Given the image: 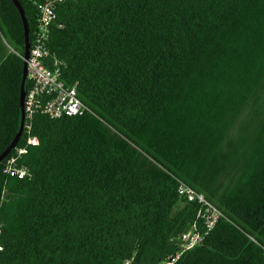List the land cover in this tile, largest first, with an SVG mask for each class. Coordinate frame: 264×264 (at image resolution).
<instances>
[{
	"label": "trees",
	"instance_id": "trees-1",
	"mask_svg": "<svg viewBox=\"0 0 264 264\" xmlns=\"http://www.w3.org/2000/svg\"><path fill=\"white\" fill-rule=\"evenodd\" d=\"M17 1L32 39L42 0ZM54 12L49 57L87 111L32 117L27 177L3 173L14 150L0 161V264H159L198 222L181 183L221 216L178 264H264V0ZM23 47L19 13L0 0V154L20 127Z\"/></svg>",
	"mask_w": 264,
	"mask_h": 264
},
{
	"label": "built area",
	"instance_id": "built-area-1",
	"mask_svg": "<svg viewBox=\"0 0 264 264\" xmlns=\"http://www.w3.org/2000/svg\"><path fill=\"white\" fill-rule=\"evenodd\" d=\"M69 0H42L38 4L37 26L32 33L27 58L20 56L26 63L28 89L24 96V123L23 131L26 132L25 146L14 148V153L8 157L3 167V173L10 177L23 179L28 176L27 169L19 165V160L27 151V147L35 146L37 140L30 137V121L36 113L47 116L50 119H58L63 116H80L87 108L77 98L74 86H67L60 78L61 63L56 59H50L47 49L50 27L55 20L56 6ZM178 193L188 202H195L199 206L197 219L189 231L177 238L178 250L159 264H178L181 256L194 247L201 244L209 233L217 219L221 216L218 209L209 203L203 195L181 183ZM1 227V226H0ZM2 247L0 245V251ZM264 257V248H263ZM123 264H134L127 260Z\"/></svg>",
	"mask_w": 264,
	"mask_h": 264
},
{
	"label": "water",
	"instance_id": "water-1",
	"mask_svg": "<svg viewBox=\"0 0 264 264\" xmlns=\"http://www.w3.org/2000/svg\"><path fill=\"white\" fill-rule=\"evenodd\" d=\"M14 4L15 8L17 9L19 16L22 21V27H23V37H24V47H23V56L26 59L28 55L29 45H30V39H29V29H28V22L26 20L24 11L22 6L19 4L17 0H11ZM27 79V71H26V63L23 62V73L22 78L19 86V107L21 111V120H20V127L17 135L14 137L10 145L0 154V161H2L11 150H13L19 139L21 138V135L23 133V123H24V96H25V82Z\"/></svg>",
	"mask_w": 264,
	"mask_h": 264
}]
</instances>
